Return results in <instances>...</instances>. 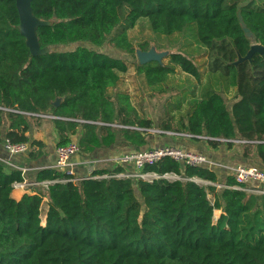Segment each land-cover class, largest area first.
Listing matches in <instances>:
<instances>
[{"label":"trees","instance_id":"trees-1","mask_svg":"<svg viewBox=\"0 0 264 264\" xmlns=\"http://www.w3.org/2000/svg\"><path fill=\"white\" fill-rule=\"evenodd\" d=\"M32 8L47 22L37 28L40 46L50 48L37 56L20 32L16 0H0V135L6 118L7 140L40 145L30 141V122L54 116L58 146L82 128L77 143L84 153L110 147L118 137L132 151L150 149L152 121L119 88L133 65L152 97L173 90L156 129L240 147L243 164L264 167V55L239 61L253 44L264 46V0H34ZM141 19L165 36L193 26L209 80L219 88L202 85L189 100L177 93L170 84L177 68L198 85L204 77L203 65L180 52L167 62L140 64L95 49L110 42L131 58L136 47L151 50L129 35ZM230 91L231 110L224 97ZM131 168L98 169L75 182L44 169L37 179L53 181L48 188L16 200L13 184L24 181L23 173L7 172L0 161V264H264V193L232 188L233 176L219 189L208 166L171 158L145 170L178 179L116 176Z\"/></svg>","mask_w":264,"mask_h":264},{"label":"crops","instance_id":"crops-1","mask_svg":"<svg viewBox=\"0 0 264 264\" xmlns=\"http://www.w3.org/2000/svg\"><path fill=\"white\" fill-rule=\"evenodd\" d=\"M54 116H44L37 122H30L29 137L30 141L37 140L40 145L32 146L30 142V148L23 153H11L6 148V130L9 126V121L4 118V126L0 135V161L4 163L5 170L11 172L13 170H21L23 173L24 181L28 183L25 188L13 187L12 197L16 200H20L26 193H33L34 191H41L44 189V181H38L37 175L44 169L53 168L56 162V149L58 147L59 136L56 127L53 122ZM158 125H153L157 128ZM83 129L79 128L77 135L72 136V141L77 142L80 135H82ZM170 137L159 142L157 138L152 137V144L149 147H161L166 145L179 146L184 149L193 150L196 152L205 153L210 158V165L208 167L214 170L218 176L220 184H224L228 176H232V169L239 165V163H245L242 156V149L237 146H233L232 150H236L233 153L229 151L222 154L219 150V146H212L206 140L201 141H188L183 139L184 135L170 134ZM151 137V136H150ZM148 137V139L150 138ZM186 137V136H184ZM134 147L128 145L123 137H118L115 144L110 147L100 148L92 153L81 152L73 157V170L76 178L88 177L93 171L98 169H110L114 170L123 165L118 162V159L125 153L131 152ZM41 152L40 155L34 157L35 153ZM33 154V155H32ZM233 154V155H232ZM231 155V156H230ZM254 166H262L261 164L253 163ZM263 167V166H262ZM264 168V167H263ZM32 184V185H29ZM221 214V212H220ZM220 216V215H219ZM218 216V217H219Z\"/></svg>","mask_w":264,"mask_h":264},{"label":"rangeland","instance_id":"rangeland-1","mask_svg":"<svg viewBox=\"0 0 264 264\" xmlns=\"http://www.w3.org/2000/svg\"><path fill=\"white\" fill-rule=\"evenodd\" d=\"M190 29L193 30V26L189 27V30L184 33H178L171 36L158 35L152 31L147 19H141L133 28L129 29V35L131 36L134 44L136 46L144 43L148 44L152 49L150 51H152L153 55L156 56L160 61L162 60L164 62H167L169 60L168 55L170 53L180 52L187 57L192 58L198 65H203V67H201V71L204 73V77L203 83L200 85H198L199 83L195 78L191 76L189 77V75L181 71L179 68H177L176 74L171 77L170 84L173 86L174 90H176L177 93H180L181 96L185 97L186 100H189L191 98L190 91L192 90L194 91V93H196V96H199L201 94L202 85H205V87L209 85L215 88H219L214 79L212 81L209 80L208 72L204 67L207 61V55L205 54V51L201 44L196 40L195 31L193 32ZM79 44L81 43L61 45L56 46L53 49L69 50L75 48ZM84 45L88 44L84 43ZM95 49L106 52L115 57L126 59L128 61H134V63H137L136 61H138L140 64L141 62L139 54L144 53L140 48L136 47L135 55L131 58L128 54L116 49L110 42L106 43L102 47H95ZM119 88L121 90L127 91L131 95L134 104L142 109V113L144 114V116L150 119L153 125H158L162 115H164V112L166 111L167 100L170 99L173 95V90L170 87L168 89V92L164 96L152 97V91H150L146 86L144 78L137 74L136 69L133 65H130L128 71L122 74V80L120 82ZM232 95V91H230L228 94H224L229 110H231V105L233 103L231 99ZM153 129L156 128L153 127ZM149 132L151 136H149V143L151 144L153 143L151 140L152 137L157 138L159 142L170 137L168 133L151 131ZM182 138L188 141H199L200 143H203L201 141H204L184 136ZM219 147V150L222 154L227 153L228 155L230 153L229 151H231L233 148L227 146L225 143L221 144ZM234 151L236 150H232L231 152L233 153ZM239 164L246 165L241 162ZM219 189H221V187H219ZM220 212L221 210L215 211V219L218 218Z\"/></svg>","mask_w":264,"mask_h":264},{"label":"built area","instance_id":"built-area-1","mask_svg":"<svg viewBox=\"0 0 264 264\" xmlns=\"http://www.w3.org/2000/svg\"><path fill=\"white\" fill-rule=\"evenodd\" d=\"M151 132H161L158 129H150ZM170 134H178L173 132H167ZM187 137H192L190 134H179ZM225 141V139H222ZM6 148L11 153H23L29 150L30 144L28 142L24 143H12L9 140L6 141ZM81 153L80 146L77 142L72 141L71 143L63 146H58L56 149V162L53 168L62 172L65 176L63 179H59L61 182L72 181L75 182L78 180L76 178L75 172L73 170V157ZM165 158H171L175 162L181 163L183 165H188L191 167H202L210 165V158L201 152H196L189 149H184L179 146L166 145L161 147H154L150 149L140 150V151H131L123 154L118 162L123 165H128L127 167H132L126 172L119 173L117 177H130L135 179H141L144 181H152L153 179L164 177L168 179H178V175L174 173H166L162 176L153 172L146 171L145 167L156 164ZM232 176L236 180V185L232 188L245 190L248 192L255 193H264L262 185H264V170L247 165H237L232 169ZM103 177L106 175H102ZM190 180L199 182V183H208L204 180L198 178H191ZM53 181H44L42 184L45 189L48 188L49 184ZM28 185L26 181L14 182L13 187L25 188V185ZM32 185V184H29ZM245 185V186H244ZM218 187H227L224 184H218ZM35 193V191L33 192Z\"/></svg>","mask_w":264,"mask_h":264},{"label":"water","instance_id":"water-1","mask_svg":"<svg viewBox=\"0 0 264 264\" xmlns=\"http://www.w3.org/2000/svg\"><path fill=\"white\" fill-rule=\"evenodd\" d=\"M34 0H16V6L19 13L20 18V32L26 38V44L30 49L32 56H37L41 54H45L50 51L49 47H41L38 35L37 28L40 25L46 24V21H42L37 18L33 13L32 2ZM244 31L248 37H253V34L246 27L242 18H240ZM152 50V49H151ZM144 53L139 54L141 64L150 62L152 60H158L156 56L153 55L152 51H143ZM255 53H260L264 55V46L261 44H253L246 56L240 57L239 61L251 59ZM160 61V60H159ZM60 100L56 101V104H59Z\"/></svg>","mask_w":264,"mask_h":264}]
</instances>
